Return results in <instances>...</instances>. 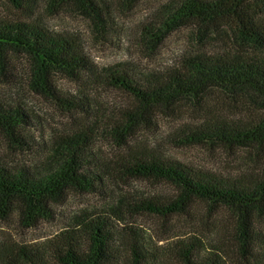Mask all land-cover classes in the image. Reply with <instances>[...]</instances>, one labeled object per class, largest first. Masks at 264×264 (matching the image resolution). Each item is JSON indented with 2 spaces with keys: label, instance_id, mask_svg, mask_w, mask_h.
Here are the masks:
<instances>
[{
  "label": "trees",
  "instance_id": "1",
  "mask_svg": "<svg viewBox=\"0 0 264 264\" xmlns=\"http://www.w3.org/2000/svg\"><path fill=\"white\" fill-rule=\"evenodd\" d=\"M7 1L30 9L38 2ZM48 3L52 7L71 5L99 24L107 22L111 15L110 0H48ZM250 3V0H172L157 10V19L166 28L186 25L217 28L224 23L231 27L237 18L240 24L233 27L236 34L248 46L264 52V22L257 21L264 6ZM160 27L155 24L148 28L147 34L155 37ZM15 55L23 56L25 61L17 69L27 75L29 90L36 94L59 99L54 76L65 73L79 78L86 72L95 82L129 93L135 100L134 107L124 112L122 121H113L111 126L113 135L123 144L128 143L138 127L151 124L159 108L203 98L215 87L227 92H251L264 98V55L188 53L180 67L164 71L143 72L124 65L97 69L90 64L78 38L51 32L35 22L0 18V74L8 81ZM67 105L90 120L97 117L93 108L82 101ZM35 118L23 98L0 95V130L14 142L25 146L29 140L35 142L27 134ZM186 138L188 142L209 141L231 147H264V116L229 119L219 115L189 128ZM93 144L94 139L86 132H78L44 142L39 158L31 165L10 163L0 156L3 219L15 215L27 227L44 218L52 219L54 205L72 193L113 199L106 211L74 214L59 235L41 244L0 241V264H227L221 247L209 250L198 236L157 247L135 226H120L128 206L166 216L185 211L195 199L226 207L235 215L236 234L232 242L240 252L255 251L257 247L264 250V232L259 229L260 223H264V162L255 174L228 179L170 162L146 150H131L127 156L110 163L92 150ZM127 177L165 179L178 189V194L169 200H130L114 190Z\"/></svg>",
  "mask_w": 264,
  "mask_h": 264
},
{
  "label": "rangeland",
  "instance_id": "2",
  "mask_svg": "<svg viewBox=\"0 0 264 264\" xmlns=\"http://www.w3.org/2000/svg\"><path fill=\"white\" fill-rule=\"evenodd\" d=\"M110 2V19L104 24L93 22L71 5L49 6L48 0H38L34 9L0 0V18L35 22L51 32L78 38L90 64L97 69L124 65L143 72L164 71L180 67L188 53L264 55L236 34L234 28L240 24L237 18L231 27L224 23L217 28L190 25L166 28L162 20L157 19V10L172 0ZM250 2L264 6V0ZM254 9L258 12V8ZM259 20L264 22V13L257 16ZM155 24L157 27L162 25L161 32L156 31V36L151 37L147 34L148 28ZM21 61H25L22 55L13 57V66L8 70L12 84L0 74V95L23 98L29 112L36 116V122L27 131L35 142L29 140L28 146L18 144L0 130V156L10 163L31 165L39 158L44 142L86 132L94 139L92 150L110 163L127 156L131 150H146L170 162L228 179L255 174L263 166L264 147L186 141L189 128L219 115L229 119L264 116V98L261 96L251 92H227L215 87L203 98L182 100L174 107L159 108L152 123L138 127L128 143L123 144L113 135L111 126L113 121H122L124 112L134 107L135 100L129 93L95 82L88 72L79 78L57 73L54 83L60 98L45 97L29 90L27 75L21 68L17 69ZM78 101L90 105L97 117L90 120L67 105ZM114 190L130 200H169L178 194L171 182L153 177H127L118 182ZM112 202L113 199L108 201L106 196L98 194L72 193L54 205L52 219L44 218L30 227L23 225L15 215L5 219L0 217V241L41 244L59 235L74 214L103 212ZM124 214L120 226H135L157 247L195 235L204 240L209 250L213 246L221 247V255L227 264H264L263 249L257 247L255 251L240 252L232 242L233 234H236L235 215L226 207L195 199L185 211L166 216L130 206L124 209ZM259 229L264 232V223H260Z\"/></svg>",
  "mask_w": 264,
  "mask_h": 264
}]
</instances>
